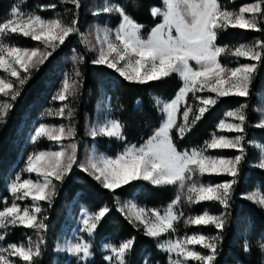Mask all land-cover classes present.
Returning a JSON list of instances; mask_svg holds the SVG:
<instances>
[{"label":"snow or ice","instance_id":"1","mask_svg":"<svg viewBox=\"0 0 264 264\" xmlns=\"http://www.w3.org/2000/svg\"><path fill=\"white\" fill-rule=\"evenodd\" d=\"M133 8L137 0H130ZM25 0L14 3L6 19L0 20V125H3L14 103L34 74L65 44L72 35H78L88 51L95 53L93 65L114 70L126 81L138 84L157 82L176 75L181 87L170 100L153 97L154 106L162 114L160 126L143 144H127L124 135L125 124L118 119L98 120L89 129V135L96 138H114L125 142V147L115 156L90 152L85 163L77 157L75 109L70 99L75 98L82 86L83 73L80 65L85 57L74 55L73 68L65 73L61 87L52 96L59 101L58 109H49L47 115L66 119L69 123L49 125L40 123L31 136L33 143L46 139L58 146L59 150H39L30 153L25 166L8 185V197L0 208V241L16 228L32 230L36 239L27 237V243H10L0 246V264H37L43 255L47 209L58 195L57 183L62 184L73 167L89 174L104 189L115 193L118 189L138 182L153 186H174L178 189L175 198L164 207L147 208L133 200L120 203L116 208L136 227L143 228L147 237L158 241L156 247L168 256V264H216L220 241L227 224L235 186L239 181L241 164L245 160L247 104L229 109L216 124L210 139L199 148L179 150L176 138L183 140L197 124L214 108L222 98L243 97L251 94V85L264 63V40L240 43L230 47L219 45L218 37L229 29L261 31L264 21V0H253L236 9L223 6L220 0H161V6H152L149 11L153 18H162L151 28L147 37L142 35L144 25L138 23L126 11V6L103 0L102 7L93 15H114L119 17L116 28L97 26L94 30L95 43L89 40L93 33L80 32L78 17L65 22L61 16L45 18L40 11L54 10L57 3L42 4L37 10H23ZM59 4H71L77 10L81 0H59ZM71 9L65 8V12ZM13 35L37 42L36 47H20L11 42ZM75 51V50H73ZM222 57H231L235 67L221 62ZM243 58L250 62L239 63ZM191 98V102H190ZM112 106L103 103L101 115L110 114ZM256 127L264 129V114ZM235 133L225 135L217 133ZM71 141L65 144L64 141ZM253 144V141H247ZM261 155L258 167L264 169V146H259ZM235 149L234 157L210 155V150ZM28 174V178H22ZM32 174L37 177L31 178ZM227 176L221 183H203L197 177ZM245 199L264 208V194L259 190L247 194ZM189 206L212 202L224 211L212 214L205 209L202 213L187 216L179 210L181 202ZM22 202L23 206H22ZM110 213L105 205L96 212L84 210L80 231L92 236L98 225ZM183 220L185 228L190 226H212L215 235L202 232L180 236L176 225ZM167 236L166 239L161 237ZM135 237L116 244H105L109 255L104 260L110 264H127V255L133 250ZM197 246L201 250H197ZM264 251V242H259ZM58 251L65 249L57 245ZM203 250V251H202ZM245 250L248 244L245 243ZM66 251L79 261L93 256L92 244L82 236L69 243ZM149 264V258H144Z\"/></svg>","mask_w":264,"mask_h":264},{"label":"trees","instance_id":"2","mask_svg":"<svg viewBox=\"0 0 264 264\" xmlns=\"http://www.w3.org/2000/svg\"><path fill=\"white\" fill-rule=\"evenodd\" d=\"M28 1V0H26ZM114 3H118L126 6V11L130 13L133 18L145 26L146 30H150L151 25L159 22L160 17L153 18L149 9L152 6H161V0H137L138 7L133 8L130 0H111ZM251 0H220L223 6L229 9L238 10L239 7ZM18 0H0V20L6 19L10 11L11 6L17 3ZM49 3H57V8L54 12L61 16L65 20V14L59 5L58 0H50ZM83 3V0L81 1ZM26 5H32L38 7L42 5V1L31 0L24 3L23 8ZM37 11L38 8H35ZM42 13V11H40ZM72 13L78 17V27L80 32L85 31L83 21V4L79 10L74 9ZM89 15V16H88ZM86 15L88 19L90 14ZM74 15L69 18L72 20ZM86 21V20H85ZM117 23H113L115 26ZM261 31L252 30H238L229 29L226 32H222L217 43L219 45H228L235 47L241 42H248L250 40L256 41L264 40V21L260 24ZM80 38L78 35H72L68 38L63 46H61L54 55L41 67L40 71L35 73L33 78L28 82L22 91L21 96L14 103V107L9 112L6 122L0 125V190L1 196H8L4 190V184L2 182L1 173L6 172L10 165V161L16 159V154L13 149V141L17 131L20 129L21 124L24 121L26 114L31 110L33 104L37 101L38 97L46 88V93L52 92L51 85L62 81L65 73H70L73 68L72 57L74 55H81L85 57L83 64L80 65V71L83 73L82 86L79 93L75 98L70 99L69 103L72 108L75 109V127L77 137L80 135L78 132L83 131V126L87 120H91L94 117L96 102L102 89L106 90L112 97V112L113 116L125 124L124 135L126 136V143L139 144L144 142L151 136L153 131L160 126L162 120V114L157 110L153 103L154 96L169 97L180 87L181 81L173 75L169 78L163 79L157 82H149L147 84H138L134 82L126 81L114 70L104 66L93 65L91 61L95 59V55L89 54L87 49H82L80 45ZM34 41L27 40L26 46H32ZM24 45V44H22ZM75 50V51H73ZM231 57H222L221 62L234 66L236 63ZM264 92V63L259 66V70L255 79L251 85V94L248 98L243 97H226L212 108L205 117L197 124V126L187 136L180 140L176 138L175 133L173 137L176 146L179 150L189 149L198 145H203V142L210 139V134L216 130V124L223 117L224 113L232 108L238 107L240 104H247L246 114L248 117L246 129H248L256 140L264 145V129L258 127H252L260 120V114L254 109L259 105L257 93ZM50 95V94H49ZM48 96V95H46ZM3 99V98H2ZM138 102H140L138 104ZM120 142V141H119ZM122 142V141H121ZM125 144V142H122ZM100 147L103 150L112 152V149L116 145V139H100ZM247 178V179H246ZM199 181L207 183L209 181L221 182L227 180V176H205L197 177ZM249 181L245 183V181ZM254 181H259L264 188V171L245 168V165H241L239 181L235 186L233 198L236 197V201L242 205L240 213L248 210V214L253 217L255 226L260 229H264V210L258 207L252 202H248L244 198H240V195L246 193L249 184H253ZM58 195L54 199L51 207L44 203V208L47 209L46 215L48 220V228L45 232V244L42 246L43 255L37 258V264H54L55 261V247L59 239L62 225L66 221L65 215L70 207L75 203L77 199L78 206L81 209H85L89 212H96L102 206L107 205L110 208V213L101 221L97 230L91 236L92 252L94 255L93 261L87 264H109L104 259H101L102 255L106 252H102L101 248L103 241L107 240L110 244L118 245L120 242L129 238L135 237V243L133 250L128 253L126 259L127 264H142L144 258H149V264H167V254L163 253L156 247L158 241L153 238L147 237L144 234L143 228L136 227L117 211L116 203L117 198L124 199L130 196L134 191L142 189V201L149 207L160 208L170 203L178 193V189L173 186L157 187L147 182H138V184H132L126 186L123 189L116 190L115 193L104 189L99 183H97L89 174L83 172L80 168H73L72 172L67 176L62 184L57 185ZM184 214L201 213L204 209H208L207 203H200L197 205L189 206L185 202H181ZM190 213V214H191ZM240 213L238 215H240ZM235 212H230L229 222L232 221V217L236 216ZM183 222V220H182ZM212 230H206L203 227V231L210 235L216 234V229L211 227ZM231 226L226 224L222 233V240L220 241L219 255L217 257L216 264H230L229 260L222 256L221 248L232 245L230 238ZM31 236L33 240L36 239L32 230H26L23 228H16L9 232L6 236L4 243H26V238ZM255 252V251H254ZM251 253L248 255L241 248L238 253V258L244 264H260L257 260L256 254Z\"/></svg>","mask_w":264,"mask_h":264},{"label":"rangeland","instance_id":"3","mask_svg":"<svg viewBox=\"0 0 264 264\" xmlns=\"http://www.w3.org/2000/svg\"><path fill=\"white\" fill-rule=\"evenodd\" d=\"M28 1L30 2L31 0H28ZM28 1L25 0V3H27ZM35 1H38V2L42 1L43 4H49V2H50V0H35ZM109 2L114 3L111 0H109ZM251 2H253V0L248 1L246 3H251ZM81 4H83V14H84L83 21L85 23V25H84L85 31H82V33H85L86 35L88 33H93V35L88 37L89 40H91L93 43H95L94 30L97 26H99V27L107 26L109 28L114 29L118 25V23H119V17L118 16L107 15V14L93 15V12L97 8L102 7L103 0H83V3H81ZM59 5L65 14V22L66 23L70 22L71 20L68 21V19L69 18L71 19V17L74 15V13H72V10L74 12V9H76L75 6H73L71 4H66V5L59 4ZM35 8H38V7L25 4V8H23V10H25V11L36 10ZM65 8H69V9H71V11L65 12ZM39 14L45 18H51V17L58 15L54 12V10L42 11V13L39 12ZM88 14L91 15L90 16L91 19L87 18L86 15H88ZM161 20H162V18H161ZM161 20L157 23H160ZM113 23L114 24L117 23V24L115 26H113L112 25ZM157 23L151 25L150 30ZM146 28H147V26L144 27L143 32H142V35L145 38L147 37V35L150 31V30H146ZM27 40H29V39L23 38L22 36L13 35L11 37V42L16 44L17 46L27 47V48H32V47L37 46V42H34V44L32 46H26L25 42H27ZM253 42H255V41L250 40L248 42H241V43H253ZM22 44H24V45H22ZM79 44L81 45L82 43H79ZM81 48L85 49L86 47L82 44ZM88 52H89V54L91 53V54L95 55V53H93L91 51H88ZM230 62H233V61L231 60ZM247 62H250V61L245 60L243 58H241L239 61V63H247ZM233 64H234V66H232V67L237 66L236 63H233ZM0 75H3V73L0 72ZM61 82L62 81H59L56 84L50 86V89H52V92L48 91L46 93V88H45V90L38 97L37 101L33 104L31 110L26 114L24 121L20 126V129L17 131V133L15 135V138L13 141V149H14V152L16 154V159L10 161V165L7 168L6 172L1 173L2 182L4 184V190L7 192L9 204L11 203L12 197H11L10 193L8 192V185L15 178L16 174L20 173L21 170L24 168L27 156L30 153H32L34 151H39V150H59L58 146L56 144H54V143H52L46 139H41L39 142L33 143L31 141V136L34 134V129L36 127H38L40 123H45V124H49V125H59L61 123H64V124L69 123V121L66 119H61V118L56 117V116L47 115V112L49 109L55 110L61 106L59 101H53L52 100V96L61 87ZM180 87H181V85H180ZM178 89L171 96L162 97V98L166 101L170 100L171 98H173L175 96ZM46 95H48V96H46ZM257 96H258L257 98L259 100V105L254 107V109L259 112L260 118H261V115L264 114V92L257 93ZM2 98L3 97L0 96V99H2ZM112 102H113L112 97L108 94V92L106 90L102 89L100 92V95L98 97V100L96 102V109H95L94 117L91 120L86 121L85 125L83 126V131L81 130V132H78L80 135L78 137L76 135V137L74 138V141L77 143V146H78L77 147V157H78V161L80 163H85L88 155L93 150H95L99 153H106L107 155L115 156L117 153L121 152L123 150V148L125 147V144H123L120 140H116V145L112 149V152H108L106 150H103L100 147V144H99L100 139L101 140L102 139L110 140V139H114V138H96V139H94L89 135L90 127L93 124L97 123L98 120H103L105 118V116H107V118H109V119H116L113 116L112 111L110 114L105 113L104 115H101V113H100V107L103 103H109L111 106H113ZM190 102H191V98H190ZM139 103L140 102H138V104ZM238 107H239V105H238ZM235 108H237V107H235ZM235 108H232V109H235ZM223 117H224V115H223ZM74 123H75V120H74ZM256 124L252 125V127L253 128L256 127ZM154 131H153V133H154ZM153 133L151 134V136L153 135ZM217 134L218 135L219 134H225V135H230V136L235 135V133H219V132ZM253 136L254 135L248 129H246V134H245L246 152H245V160L242 162V164L245 165V168H254V169L264 171V169H260L257 166L259 163L260 155H261V149H260V147H257V145H259V146H264V145L261 142H259L258 140H256L255 138H253ZM247 141H253L254 143L248 144ZM70 142L71 141H68V140L64 141L65 144L70 143ZM144 142H141L139 144H136V143H127V144H136L137 146H139V145L143 144ZM201 146L202 145H198V146H195L192 148H199ZM192 148H189V150ZM181 151H183V150H181ZM209 154L215 155V156H223V157H234L235 155L238 154V152L235 149H223V150H210ZM73 168H77V167L74 166ZM22 178H28V174H23ZM31 178L35 180L37 177L35 176V174H32ZM228 179H229V177H228ZM221 182H223V181H221ZM221 182L209 181L207 183L216 184V183H221ZM246 182L249 183L248 180L245 181V183ZM135 184H138V183H135ZM57 185H58V183H57ZM174 188H176V187H174ZM246 188H247L246 193H243V195H240L239 196L240 198H244L247 194H250V193L257 191V190H259V192L261 194H264V188L262 187V185L259 181H254V183L252 185L249 184L248 186H246ZM1 195H2V191L0 190V201H2L4 197H6V196H1ZM141 195H142V189L137 188L133 194H131L128 197H125L124 199L120 198L119 201H120V203H123L124 201L133 200L137 204H139L140 206H144L147 208H154V207H149L146 203H144L142 201ZM236 200H237L236 197L232 198L231 207L228 210V212L230 215V212L236 211L237 215L232 217L233 219L231 222H229V215L227 218V224L229 223V226H231V229L229 230L230 231L229 235H230V238H231L233 243L231 246H229L230 249H226V247H224V248L222 247L220 252L222 253V251H223L222 256H225V258L227 260H229L230 264H244L241 260H239V258H238L239 256H238L237 252H239V250L241 248H243L244 252L247 253L248 255H250L251 253H253L255 251L254 253L257 255L256 256L257 260L260 261V264H264V251H262L259 247V242H264V229H260V228H257L255 226L253 217L248 214V210H245V211H243V213H240V211L242 209V205H240V203ZM245 200H247V199H245ZM248 202H252L253 204H256L253 201L248 200ZM23 203L24 202H22V206H23ZM203 203L205 204L207 202H203ZM167 205L161 206L160 207L161 211H163L164 207H166ZM208 205H209V208L207 210H209L212 214L218 215L222 211H224V209L216 203L208 202ZM3 206H4L3 203L0 202V208H2ZM258 207H260V206H258ZM262 209L264 210V208H262ZM84 210L85 209H81L78 206L77 199H75V203L67 211V213L65 215L66 221L62 225V230H61L59 239H58V241L56 243V247H55V259H54L55 263L54 264H87V263H90L91 261H93L94 255L92 257H90L88 260L79 261L76 257H74L72 254H70L66 251L67 245L69 243H75L81 236L88 241H90V239L92 238L87 233L80 231V228H81L80 221H81L82 212ZM179 210L184 212V209L182 208L181 204L179 205ZM190 213L188 215H185V217L200 214V213H191V214ZM239 213H240V215H238ZM203 227H205L206 230H209V229L212 230L211 229L212 226H190V227L185 228V225L182 222V220L176 225L177 234L180 236L185 235V233L192 234V233H197V232H202L205 235H210V234L205 233L203 231ZM166 238H168V237L167 236L161 237V239H166ZM246 242L248 244V250H245V243ZM26 243H27V238H26ZM90 243H91V241H90ZM8 244H10V243H8ZM8 244L4 243L3 241H0V246L6 247ZM58 244L61 246V248L65 249V250L64 251H58L57 250ZM105 244H110V242L107 240L103 241V245H102L101 250H102V252H106V253L104 255H102L101 259H104L105 256L110 254L109 251L104 248ZM220 244H221V242H220ZM197 250H201L199 248V246H197ZM167 261H168V256H167ZM18 264H20L19 261H18ZM109 264H110V262H109ZM142 264H144V260H143ZM190 264H191V262H190Z\"/></svg>","mask_w":264,"mask_h":264}]
</instances>
